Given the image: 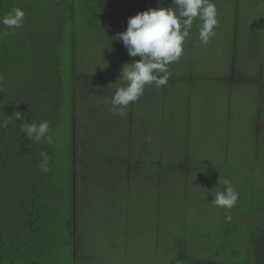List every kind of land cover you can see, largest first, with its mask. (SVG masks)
<instances>
[{"label": "rangeland", "instance_id": "1", "mask_svg": "<svg viewBox=\"0 0 264 264\" xmlns=\"http://www.w3.org/2000/svg\"><path fill=\"white\" fill-rule=\"evenodd\" d=\"M213 2L219 21L215 36L201 45L200 21L196 20L182 57L169 65L172 74H181L182 85L178 81L173 87L177 88L170 91L146 87L124 116L114 115L109 101L122 83L118 81L122 66L140 57L117 55L90 33L79 34L73 64L79 78L75 102L78 119L72 125L71 101L65 96L54 172L56 188L61 192L56 209L64 216L57 237L70 239L66 226L70 216L78 264H169L170 258L152 259L171 256L172 245L183 239L194 244L189 239L196 229L200 235L192 239L197 242L186 250L192 257L210 256L223 245L238 244L233 238L228 244L214 238L227 234L226 229L232 230L230 237L236 232L241 237L249 235L251 228L258 231V224L262 226L264 0ZM71 62L67 55L65 74L71 70ZM169 81H173L172 76ZM161 94L164 98L156 110ZM141 104L146 107L142 111L138 107ZM122 119L134 123L127 130ZM87 128L95 132L92 139L85 136ZM159 138L163 140L162 152L158 151ZM87 139L93 147L92 157L84 149ZM160 158L170 163L161 167ZM174 158L184 165L189 162L191 174L181 178L171 173ZM148 163L157 168L144 171ZM134 165L140 168L136 175L130 171ZM219 178L229 179L239 193L230 212H216L214 206L206 204L223 190ZM73 193L77 194L76 213ZM205 209L212 219L203 218ZM229 214L232 220L226 222ZM249 242L248 236L240 241L243 249L237 251L241 252L239 259L252 252L246 248ZM233 248L223 252V264H231L236 255ZM137 257L140 259H133Z\"/></svg>", "mask_w": 264, "mask_h": 264}, {"label": "trees", "instance_id": "2", "mask_svg": "<svg viewBox=\"0 0 264 264\" xmlns=\"http://www.w3.org/2000/svg\"><path fill=\"white\" fill-rule=\"evenodd\" d=\"M170 6L174 7L172 0H0V17L16 7L25 12V22L21 28L13 31L0 25V117L11 116L19 111L22 115H27L28 123L32 120L38 123L48 121L57 140L61 134L65 96L71 101L69 113L73 117L72 125L78 119L75 102L79 78L73 64L79 47V34L83 31L90 33L100 44L114 49L117 55H124L127 54L126 48L122 42L113 40L112 37L126 30L128 19L150 7ZM84 48L85 45L81 46L82 52ZM67 55L72 57V62L71 70L65 74L64 61ZM191 78L195 79L197 76ZM172 79L164 86L168 88L167 91L176 89L177 87H173L178 81L179 86L182 85L180 73L172 74ZM160 98L156 110L159 109L164 94ZM138 107L140 111L146 108L142 104ZM135 111L133 109L132 116ZM124 122L128 126L127 130L134 123L133 120ZM19 123L17 121L15 125L0 128V264H78L73 245L75 231L70 216L66 224L70 230V239L57 237L58 224L64 217L56 209L57 197L61 194L56 188L57 180L54 177L57 143L52 146L44 142L31 143L20 132ZM94 135L93 128H87L85 136L92 139ZM88 139L84 149H87L86 155L92 157L93 147ZM162 147L163 140L159 138V152L163 151ZM41 151L47 152L51 157V171L48 173H42L38 168ZM140 151L144 153L145 149ZM82 155L85 153L82 152ZM171 161L174 169L171 173L174 175L182 178L192 170L189 162L184 165L176 158ZM168 163L170 161L160 158L161 167ZM148 165L149 167H143L146 172L157 168L153 163ZM126 170L129 171V165ZM130 171L136 175L140 168L134 165ZM73 198V210L76 213L79 212V208H75L76 193H73ZM210 202H206L209 207L213 206ZM73 210L69 208L70 215ZM215 210L217 212L224 209L215 207ZM205 211L206 217L203 218L212 219V215H207L209 210ZM259 213H264V210ZM261 224L262 226L257 225L258 231L254 232L252 228L249 230L247 236L250 242L246 248L252 252L249 255L246 253L244 258L239 259L241 252L237 251L243 249L239 243L247 236L242 234L240 237L236 232L230 237V229H226L228 235L221 233L214 238L226 244L233 238L237 245H223L221 250L216 249L210 256L192 257L186 249L197 242L192 239H197V235H200L196 229L195 233H190L192 237L189 239L194 244H189L186 239L178 241L179 243L172 245L171 256L152 261L170 258L169 264H223V252L226 248L234 250L235 247L236 255L231 257V264H264V221ZM209 235L210 233L207 237ZM60 239L62 242L59 244ZM212 247L214 250V246Z\"/></svg>", "mask_w": 264, "mask_h": 264}, {"label": "clouds", "instance_id": "3", "mask_svg": "<svg viewBox=\"0 0 264 264\" xmlns=\"http://www.w3.org/2000/svg\"><path fill=\"white\" fill-rule=\"evenodd\" d=\"M170 7L148 8L138 12L127 21L125 31L112 37L119 40L130 57H140L122 66L118 81L122 83L116 87L109 103L110 111L114 115H126L129 105L137 102L144 94L145 88L166 86L172 76L169 65L178 62L184 53V43L190 36L193 24L200 21L198 38L201 45H207L215 36L214 29L218 26V13L213 0H172ZM25 22V12L16 7L0 17V25L8 30L21 28ZM6 34V33H5ZM20 121V132L31 143L44 142L49 146L56 144V134L52 131L48 121L39 123L27 121V115L14 112L11 116L0 117V128ZM41 160L38 168L42 173L51 171V157L47 152H40ZM218 184H223L222 191H217L211 204L223 208L226 212L236 206L239 193L232 182L219 178ZM225 221L230 222L232 216L226 215Z\"/></svg>", "mask_w": 264, "mask_h": 264}]
</instances>
